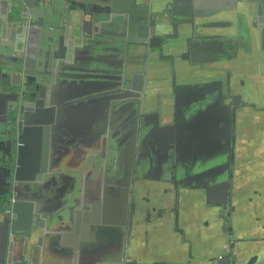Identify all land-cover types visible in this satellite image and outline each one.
<instances>
[{
  "label": "water",
  "instance_id": "water-1",
  "mask_svg": "<svg viewBox=\"0 0 264 264\" xmlns=\"http://www.w3.org/2000/svg\"><path fill=\"white\" fill-rule=\"evenodd\" d=\"M97 1L102 0H82L81 3L78 0H0V33L7 34L0 45L10 46L9 53L19 60L15 64H0V72L5 71L3 74L5 79L30 74L42 77L41 73L27 71V69L33 70L35 65H38V69L44 65H50L49 77L43 78L47 82L41 81V84L47 90L45 96L48 95L50 98V103L47 99L44 101L48 106L57 108L53 116L43 117L44 120L41 121L40 127L43 129L49 127L55 131L52 138V151L42 152L44 162L42 166L37 163L39 159L33 163L27 162L29 154L37 153V149L28 143L26 136L30 131L36 132V129L32 128L36 126L34 124L39 123L35 117L30 116L27 118L29 120L23 121L21 116L15 114L14 117L17 118V124L14 127L15 138L14 141H9L12 147L11 153L16 157L15 166L6 171L7 176L12 175L11 191L16 195V203L12 206L14 218L20 211L17 208L21 207H26L31 215L34 214L36 217L40 215L41 212L36 203L29 201L34 200L32 198L34 194L43 196L42 198L47 200L46 203H53L54 200L56 202L54 207L43 209L45 213L41 215L37 226L32 224L29 231L22 234L26 250L31 249L32 259L27 260L28 264L33 261L34 255L40 248L42 249L44 243L47 244L44 252H51L59 259L70 261L72 264H80L84 250H87L90 245L93 248L96 247L98 237L105 232L111 235L118 231L122 237L121 259L125 258V264H137L127 260L130 253V250L128 251L130 235L133 232L132 223L127 215L133 212L130 211L127 214L126 211L135 145L138 147L136 167L143 161L140 151L142 146L140 132L143 131V124L146 120L153 119V124L160 128L163 138L170 134L169 143H171L174 126L177 132L176 138L183 136L180 131L181 114H190L189 119L196 125L200 123L203 116L210 114L213 108L214 113L217 114L215 122L218 121L221 184L218 186L217 194L208 185H200V187H205L210 192L206 203L213 205L212 207L218 212L220 237L217 255L207 259L205 264H236L238 258L235 255V246L238 242L233 233V226L227 224V214H232L237 205L229 178L232 167L231 155H235V148L241 141L240 132L245 126L242 116L244 112L250 114V129L253 127L257 132L252 142L257 145L264 143V104L259 100L251 104H239L237 100L241 90L231 87V72L223 68L221 80L217 82L209 80L208 68L204 65L198 66L195 56L199 46H202L200 43L214 40L215 37L207 32V26L203 24V21L209 16L227 17V13L232 10L229 11L227 7L216 10L212 7H203L196 0H125L129 3L126 5L132 7L129 9L131 12L129 10L125 12L126 17L97 12L98 8L101 9L105 5L96 4ZM235 1L237 9L239 6L244 8V18L250 19L248 40L251 38L258 40L264 20V0ZM182 11H187V17L177 18L176 16ZM110 24H113L118 32H123L120 34L122 38L125 37L126 32L130 35L133 31L136 38H126L123 44H120V48L111 45L104 39V32ZM31 35H34L33 39ZM225 37L228 38L226 35ZM154 40H156L155 47L159 48L157 58L162 65L166 66L169 88L166 92L158 93L160 98L158 102L154 101L156 109L146 111L145 99L148 100L150 95L145 88H140V80L143 79L144 70L148 69L149 53L154 47L152 46ZM40 45L43 49L41 53H38ZM140 49H147V54L139 55ZM47 50L58 51L47 59L49 64H45L41 56L42 51L45 53ZM0 53H3L2 50ZM52 62L55 66H52ZM179 64L182 70H179L181 67ZM15 66H18V69L13 71ZM184 76L191 82H184L182 80ZM141 91L143 97L138 100V94ZM0 94L6 97L9 95ZM17 101V99L7 100L12 112L19 110L15 109ZM139 116L141 118L138 121ZM85 125L90 138L85 143L80 140L76 142L72 138V131L74 128L81 131ZM214 131H216V124ZM57 134L62 135L58 139H62L63 143L68 144L71 139L73 145L62 150L53 147L57 145ZM208 134L210 133L207 129L202 131L200 128H195L191 131L194 139H201L202 136L207 138ZM113 138L119 139V142L118 144L115 141L113 144L108 143L107 150L110 154L108 158L114 157L116 162L122 165L118 166V173L113 175L109 190L106 191L107 186L99 177L92 181L90 192L86 190L83 183V189L71 192L76 182L80 183L78 177L84 173L76 170L71 173L73 176L63 174L57 169L64 165L60 164L61 161L56 163L54 160H59L63 155L90 142ZM172 150L173 147L169 146V151L172 152ZM171 158H168V155L166 157L167 160ZM47 160L50 161L48 165ZM54 169L56 172H53ZM169 171L172 176L162 177L163 180L171 179L170 183L180 188L182 182L176 178L174 169ZM65 182L72 187L64 188ZM87 192L90 193V200L86 197ZM106 192H111L116 197L119 194L124 195L123 199L127 203L122 221L102 220V211L100 212L102 205L96 206L94 200H100ZM14 229L13 221L11 226L7 225V233L8 230L12 232ZM17 229L21 231L22 227ZM88 232L92 235L90 239L86 235ZM18 235L21 234L18 233ZM0 248V264H6L4 258L6 244L0 245ZM90 250L87 255L89 254L91 258V264L101 262L97 258L101 250ZM103 255L111 257V252L108 250ZM108 259L103 262L113 264V261Z\"/></svg>",
  "mask_w": 264,
  "mask_h": 264
},
{
  "label": "crops",
  "instance_id": "crops-1",
  "mask_svg": "<svg viewBox=\"0 0 264 264\" xmlns=\"http://www.w3.org/2000/svg\"><path fill=\"white\" fill-rule=\"evenodd\" d=\"M196 2L215 10L221 7L232 10L227 17L209 16L203 21L207 32L215 37L200 43L202 46L195 52L196 64L206 66L210 74L208 78L214 82L221 80L223 68L231 72V87L241 90L239 104L258 100L264 104V20L258 40H248L250 19L244 18V8L239 6L237 9L235 0ZM182 80L191 82L186 76ZM212 110L196 125L189 119L190 114L180 115L183 136L176 138L174 126L176 148L172 152L167 145L166 151L159 149L158 145L163 142L159 128L153 133L156 144L146 151L148 161H142L138 167L135 165L139 176L135 179L138 182L133 231L136 250L131 256L134 262L146 256L152 259L149 264H205L207 259L217 255L220 237L218 212L213 205L206 203L210 192L200 187L208 185L217 194L221 184L218 121L215 122L217 114L214 108ZM242 116L245 126L240 132L241 141L235 148V155H231L229 174L237 205L232 214H227V224L233 226L238 242L235 246L236 264H264V143L252 142L257 132L253 127L250 129L249 112ZM195 128L207 129L210 134L207 138L194 139L191 131ZM167 155L172 157L170 162ZM172 168L182 182L180 188L170 183L171 179L163 180ZM46 247L44 243L29 264H72L51 252H44ZM83 254L80 264H91L86 250Z\"/></svg>",
  "mask_w": 264,
  "mask_h": 264
},
{
  "label": "flooded vegetation",
  "instance_id": "flooded-vegetation-1",
  "mask_svg": "<svg viewBox=\"0 0 264 264\" xmlns=\"http://www.w3.org/2000/svg\"><path fill=\"white\" fill-rule=\"evenodd\" d=\"M80 3L82 0H78ZM96 4H105L102 6V8H98L97 12H102V13H110V15L118 14V15H123L126 16L125 12L129 10L131 5H126L129 4L125 0H102V1H97ZM131 4V2H130ZM6 12V7L4 8ZM130 11V10H129ZM131 12V11H130ZM127 17V16H126ZM177 18H186L187 17V11H182ZM137 22V21H136ZM129 23V22H128ZM147 25V23H146ZM129 30V29H128ZM147 30V29H145ZM150 30V29H149ZM123 32H118L113 24H110V27H108L107 31L104 32L105 35V40L108 41L113 46H117V48H120V44H123V41L126 38H136L134 36V31L130 35L126 32L125 37L122 38L120 34ZM110 35V36H106ZM7 37L6 33H0V42L4 41V39ZM31 38H34V35H31ZM113 40V41H112ZM156 40L153 41L154 46L151 49V53H149V64H148V69L144 70L143 74V79L142 81L140 80V88L143 87L146 89V92L150 95L148 100L147 98L145 99V108L146 111H154L156 108L154 107V101H158L159 94L158 93H163L162 91L166 92L169 88L168 86V78L166 76V66L162 65L161 62L158 60V54H159V48L155 47L154 44ZM11 50L10 46L7 45H0V50H2L3 53H0V64H15L16 62L18 63V58L15 56H11V53H9V50ZM42 46L40 45L38 53H41ZM119 50V49H118ZM11 52V51H10ZM58 52L57 50L51 51L47 50L45 53L42 51V57L43 61L46 64H49L47 59H49L54 53ZM148 50L147 49H140L138 50L139 55L146 53L147 54ZM106 54V52H103ZM138 64V63H137ZM136 64V66H137ZM52 62V66H53ZM181 66V64H179ZM55 66V65H54ZM144 66L146 67L147 65L144 63ZM57 67V66H56ZM138 67V66H137ZM13 71L18 69V66L13 67ZM169 68V67H168ZM38 65L34 67V69H27V71H35L39 72L42 74L41 76H34L32 74L30 75H21L20 77H14L13 79L11 77H8L5 79L3 77V74L5 71L0 72V93H7L9 94L7 97L3 96L0 94V245L6 244V253H5V263L6 264H28L27 260L32 259V254H31V249L26 250V244L24 241V236L22 235L24 232H28L29 228L32 227V224L38 225L41 215L44 212V208H50L54 207L56 202L54 201L53 203H46L45 199L42 198L43 196L41 195H36L32 197L34 200H29L30 203H36L38 210L41 212L40 217H36V215H31L29 211L26 209V207H21L20 209L17 208V210H20L15 218H14V213L12 210V206L14 203H16L15 199V194L12 193V175L10 174L7 176L6 171H9L15 166L16 162V157L11 153L12 147L9 144V141H14L15 138V132H14V127L17 124V118L14 117L15 114H18L23 118V121L29 120L27 118H30V116L35 117L37 120V124H34L36 126L32 127L36 129V132H28L26 134L28 143L31 144L33 147L37 149V153L29 154L28 155V160L27 162L31 161L32 163L37 161L36 159H39L37 161L39 166H42L44 164L43 158H42V152L47 150L48 153L52 151V138H53V131L49 127L46 129H43L41 126V121H43V117L47 118L52 115H54L57 111V108L55 107H50L47 105L46 101L44 99H47V102L50 103V98H48V95L45 96L46 94V89L44 86L41 84V81L47 82L46 80H43V78L49 77L50 74V65L39 68L38 70ZM139 70V68H137ZM179 70H182V66L179 67ZM12 71V72H13ZM147 71V75L146 74ZM10 75V74H9ZM14 83V85H12ZM157 88V90H155ZM45 90V91H44ZM142 91L138 94L139 98L138 100H141L143 95ZM18 94V95H15ZM147 95V94H146ZM158 95V96H157ZM18 100L16 108L19 110H15L12 112L11 110V105L10 103L7 104V100ZM56 100V99H55ZM37 101L39 103L37 104ZM32 117V118H33ZM153 117V116H152ZM141 116H139V119ZM43 119V120H42ZM167 119V118H165ZM22 121V122H23ZM153 119L152 120H146L143 124V131L140 132V138L142 146L140 147V151L142 152L141 155L143 156V161H148V156L146 151L152 148L156 143L155 138L153 137V133H156L158 131V127H156L154 124ZM139 125V123H138ZM88 129L86 125L79 130H74L72 131V138L77 140H80V142L85 143L90 137L88 134ZM58 133V132H57ZM88 134V135H86ZM138 134V132H137ZM173 138L171 139V143H169V138L170 134L168 137L163 138V142L159 146V149H164L166 151V145L173 147V149L176 148L175 143V134L174 130L172 132ZM25 136V137H26ZM115 136V135H114ZM167 136V135H166ZM56 149L59 148V150L70 148L73 143H71V139L69 143L67 144L66 142L63 143L61 141L62 135L57 134L56 135ZM78 138V139H77ZM137 136H136V141H137ZM46 141V144H45ZM74 141V143H75ZM119 142V139L113 138L112 140L110 139H104L103 141L101 139L95 141V142H90L86 146H81L77 150L68 153L66 155H63L59 160L55 159L54 162L59 163L61 165H64L63 167H59L57 171L63 172V174H69L70 176H73L71 174L72 172L79 170L83 175H81L80 178V183L76 182V185L73 186L71 189V192H76V190H81L83 189L82 183L86 190L90 192V187L92 185V181H95L96 179H99V177L102 179L101 181L104 182V184L107 186V190H109V184L112 182L113 175L118 173V166L120 167L122 164H118L116 160L112 159V157H109V152L107 150L108 148V143L113 144ZM168 142V143H167ZM55 143V142H54ZM137 143V142H136ZM63 144V145H62ZM68 146H67V145ZM45 145V146H44ZM136 150L134 153V160L132 163V170H131V175H130V186H129V191H128V210L126 211L127 214H129L130 211H132V214L127 215L128 218L130 219V222L132 223L133 231L135 228V211H136V206H137V200H136V188H137V181L136 176L138 173L135 170V159L137 155V145H135ZM163 147V148H162ZM169 149V147H167ZM158 150V148H157ZM40 157V158H39ZM167 157V156H166ZM58 160V161H57ZM108 161V162H107ZM170 162V160H168ZM50 161H46V164L48 165ZM168 162V163H169ZM55 163V164H56ZM35 167V164H33ZM62 168V169H60ZM53 172H56L54 169ZM91 172H94V174H91ZM171 171H169V174H166L167 177H171ZM68 181V180H67ZM71 183V182H70ZM68 182L63 183L64 188L66 187L67 189H70V184L68 185ZM132 187H133V193H132ZM86 195L87 199L90 200V193ZM36 195V196H35ZM127 195V197H128ZM22 196H26L22 194ZM21 196V197H22ZM124 195L119 194V196L112 195L111 192H106L101 196L100 200H94L96 201V206L102 205V220L107 221V222H119L122 221V217H124L125 210H126V203L123 199ZM24 198V197H23ZM34 201V202H32ZM98 202V203H97ZM29 203V202H28ZM25 204V203H24ZM43 204V208H42ZM27 205V204H26ZM97 209V207H96ZM95 209V210H96ZM114 209L116 210L114 212ZM99 210V209H98ZM97 211V210H96ZM45 213V212H44ZM30 214V215H29ZM95 218V217H94ZM124 219V218H123ZM14 221L15 223V229L14 231L8 230L7 233V225L11 226L12 222ZM17 227H22L21 232L20 229H17ZM26 228V229H25ZM89 228V227H88ZM90 230V229H88ZM20 233L21 235H18ZM108 233L105 232L102 234L101 237H98L99 240L96 243V247H91L90 245L88 249L86 250L87 252L96 250H101L100 254L97 255L98 260H101V262H97V264H105L103 262L104 260L106 261L108 258L113 261V264H125V258L121 259V254L123 253L122 250V237L121 233L114 232L111 235H107ZM88 239L90 237L92 238V235L90 232L86 234ZM29 245V244H28ZM1 249V248H0ZM28 249V248H27ZM108 250L111 252V257L104 256V252H108ZM130 253L128 255V262L131 263H136L137 264H144L148 261H151L152 259H149L148 257L144 256L141 258H137L136 262L133 261L132 255H134L136 246L135 243L133 242V232L130 235V241H129V249ZM103 252V253H102ZM1 254V253H0ZM31 258V259H30ZM28 260V261H29ZM109 260V259H108ZM122 260V262H121ZM149 264V262H148Z\"/></svg>",
  "mask_w": 264,
  "mask_h": 264
}]
</instances>
